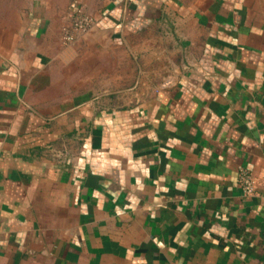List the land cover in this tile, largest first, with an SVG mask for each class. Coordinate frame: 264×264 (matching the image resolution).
I'll list each match as a JSON object with an SVG mask.
<instances>
[{"label": "crops", "instance_id": "obj_1", "mask_svg": "<svg viewBox=\"0 0 264 264\" xmlns=\"http://www.w3.org/2000/svg\"><path fill=\"white\" fill-rule=\"evenodd\" d=\"M48 2L0 0V264H264V0Z\"/></svg>", "mask_w": 264, "mask_h": 264}, {"label": "rangeland", "instance_id": "obj_2", "mask_svg": "<svg viewBox=\"0 0 264 264\" xmlns=\"http://www.w3.org/2000/svg\"><path fill=\"white\" fill-rule=\"evenodd\" d=\"M19 1H23V0H19ZM48 5L49 8L52 10V12H54L55 14L58 13H66L67 11V7L68 4L72 1V0H48ZM111 0H81V3L85 6L86 10L89 12H95L99 9L104 8V6ZM13 8V7H11ZM64 18H66V16H64ZM68 19V17H67ZM68 23V20H66ZM78 35H75V38L72 42L67 43V44H71L74 43L76 41V39ZM107 49H106V59L104 61H101L100 59V55H98V53H94L89 55V58L92 57L90 64V70L91 72L93 71L94 74L93 77L89 80L90 84L87 88H89L92 91H97L100 93H118L121 90H127L129 88V86L123 85V82L129 83L128 80H123L121 85H113V84H104L103 82L105 81H110L109 79L112 80L113 76H114V67H115V59H117L119 57L118 54V50L114 49V45L113 42L111 40H109L107 38V40L105 41ZM137 46H142L145 45V37L141 38V41H138ZM140 54V53H139ZM124 58H127L126 60H122L123 63V68L126 69V77H128L129 79V75L133 74L132 70L130 69L131 66H133L134 62L130 63V60L132 59L130 57L129 54H122L121 55ZM139 56V55H138ZM141 63L144 60V57H141ZM105 62V63H104ZM87 49L85 50V75L87 77V73H86V67L87 65ZM102 69H104V72H102ZM90 76V75H89ZM103 76V77H102ZM125 77V78H126ZM99 81H98V79ZM124 78V76H123Z\"/></svg>", "mask_w": 264, "mask_h": 264}, {"label": "built area", "instance_id": "obj_3", "mask_svg": "<svg viewBox=\"0 0 264 264\" xmlns=\"http://www.w3.org/2000/svg\"><path fill=\"white\" fill-rule=\"evenodd\" d=\"M68 23L61 27V42L64 45L74 40L75 35L87 33L94 24V18L84 12L80 7H74L68 16ZM238 185L243 195H252L256 185L246 169L238 170Z\"/></svg>", "mask_w": 264, "mask_h": 264}]
</instances>
